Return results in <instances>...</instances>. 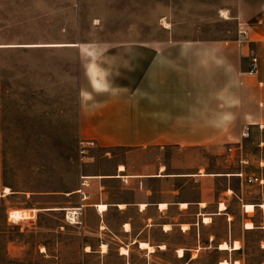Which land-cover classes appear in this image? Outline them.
<instances>
[{
  "label": "crops",
  "instance_id": "1",
  "mask_svg": "<svg viewBox=\"0 0 264 264\" xmlns=\"http://www.w3.org/2000/svg\"><path fill=\"white\" fill-rule=\"evenodd\" d=\"M234 16L246 30L243 39L235 35L221 41L159 40L97 45L96 50L86 47L88 52L97 51L100 60L95 57L88 65L80 101L81 132L103 149L91 159H102L105 167L90 166L80 185L67 193L75 195L78 204L47 208L62 209L65 215L67 209L81 206L80 222L71 225L81 236L83 258L108 264L111 243L116 242L123 264H131L132 249L150 264L152 254L169 247L177 260L189 254V259H196L199 250L213 247L220 255L218 264H240L245 236L254 230L263 234L258 246L264 251V176L246 172L249 164L261 170L264 158L246 159L226 152L227 147L237 148L233 145L240 142L243 131L264 128V0H236ZM250 49L258 57L255 73L248 72ZM115 147L124 149L120 159L109 150ZM195 148L217 149L225 160L240 162V169L228 177L257 187L261 198L230 185L216 188L225 174L206 170L205 165L172 169L165 155ZM143 155L138 163L133 161L134 156ZM239 171L263 181L245 183L236 175ZM232 199L237 200L239 224L230 207ZM13 209L29 213L22 219L32 218L37 210ZM220 219L225 232L214 242L215 232L205 235L203 230ZM191 228L192 242L171 243L174 229L187 236ZM222 243L227 247L222 249Z\"/></svg>",
  "mask_w": 264,
  "mask_h": 264
},
{
  "label": "rangeland",
  "instance_id": "2",
  "mask_svg": "<svg viewBox=\"0 0 264 264\" xmlns=\"http://www.w3.org/2000/svg\"><path fill=\"white\" fill-rule=\"evenodd\" d=\"M235 9L236 0H0V264L98 263L94 257H82L81 236L66 221L64 210L47 209L78 204L79 199L67 193L80 185L90 166L105 167L102 159H91L103 149L95 145L81 158L78 148L82 138H89L81 132L82 88L89 63L95 57L100 60L97 51L86 47L238 38ZM246 131L237 145L232 144L237 148L227 147L226 152L264 158V128ZM109 150L115 159L124 154L120 147ZM215 151L195 148L165 156L173 170L205 165L206 170L225 174L216 188L230 185L260 199L257 187L228 177L241 163ZM140 158L144 155L133 161ZM248 166L243 171L264 176V166ZM28 207L37 209L32 218L9 219L8 210ZM230 207L239 224L236 199ZM210 231L217 235L216 242L225 232L222 219L203 233ZM155 233L158 237L159 231ZM193 234V228L187 236L174 229L171 243L192 242ZM261 235L254 230L245 236L240 264H264V251L258 246ZM189 255L177 260L169 247L152 254L150 264H218L220 258L213 247L199 250L196 259ZM106 262L123 264L116 242ZM130 263L147 260L132 249Z\"/></svg>",
  "mask_w": 264,
  "mask_h": 264
},
{
  "label": "built area",
  "instance_id": "3",
  "mask_svg": "<svg viewBox=\"0 0 264 264\" xmlns=\"http://www.w3.org/2000/svg\"><path fill=\"white\" fill-rule=\"evenodd\" d=\"M238 38H245L246 30L242 28L240 25L238 26ZM248 63H249V73H255L258 70V57L257 54L253 49H250L248 52ZM248 133L247 131L242 132V136H246ZM96 145L95 139L92 138H82L79 141V154L81 158L87 157V152ZM228 151H231V148H228ZM236 175L240 178H243L245 183H252L253 181H258L259 183H262V178L258 177H248L243 174V172L239 171L236 173ZM82 185H87L85 182L81 183ZM79 192L82 195V198L85 197V192L79 189ZM80 216H81V206H76L69 208L65 211V219L68 223H78L80 222Z\"/></svg>",
  "mask_w": 264,
  "mask_h": 264
},
{
  "label": "bare ground",
  "instance_id": "4",
  "mask_svg": "<svg viewBox=\"0 0 264 264\" xmlns=\"http://www.w3.org/2000/svg\"><path fill=\"white\" fill-rule=\"evenodd\" d=\"M100 208H105V206L104 205H100ZM246 209H248V210L252 209V205H246ZM28 214L29 213L25 209H10L8 211V217H9V219L12 220V221H14V222L21 220L22 218L28 216ZM246 226L250 227L251 226V223L250 222L246 223ZM237 244L235 243V246ZM142 245L145 246V244H142ZM219 246L222 247V249L225 248V247H227L226 243H222ZM221 264H227V261H223ZM235 264H239V263L236 262Z\"/></svg>",
  "mask_w": 264,
  "mask_h": 264
}]
</instances>
